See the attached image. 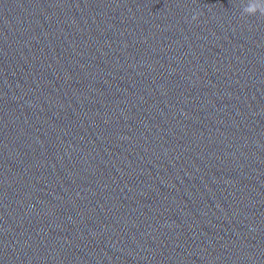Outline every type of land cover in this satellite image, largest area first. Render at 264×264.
<instances>
[{"label": "water", "instance_id": "1", "mask_svg": "<svg viewBox=\"0 0 264 264\" xmlns=\"http://www.w3.org/2000/svg\"><path fill=\"white\" fill-rule=\"evenodd\" d=\"M0 264H264V0H0Z\"/></svg>", "mask_w": 264, "mask_h": 264}]
</instances>
